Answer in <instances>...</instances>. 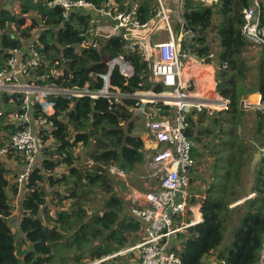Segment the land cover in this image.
Segmentation results:
<instances>
[{"label":"trees","instance_id":"16d2710c","mask_svg":"<svg viewBox=\"0 0 264 264\" xmlns=\"http://www.w3.org/2000/svg\"><path fill=\"white\" fill-rule=\"evenodd\" d=\"M17 1L18 13L0 6V71L12 50L24 48L33 39L40 63L27 78L29 84L39 88L88 86L90 90H100L103 82L98 74L106 73L107 61L120 54L134 68L130 79L117 70L111 75L112 86L124 95L117 103L103 97L66 98L58 92L49 93L46 98L54 106L53 114L47 115L40 105H35L32 115L47 118L40 130L46 146L41 164L32 167L20 191L17 231L10 218L12 203L19 193L17 177L24 171V156L17 150L7 155L19 165V174L0 157V264H91L132 247L140 238L139 242L144 240L142 222L127 211L124 199L118 195L119 179L111 168L129 173L143 162L144 142L134 134L129 107L139 103L133 97L136 92L160 94L164 86L149 81L148 63L139 51H127L129 40L121 35H92V13L76 10L71 13V22L64 24L63 9L48 6L47 0ZM89 1L96 8L112 1L117 12L129 11L137 3L142 23L154 15L155 0ZM260 3L264 22V0ZM251 4L252 0L182 3L183 26L178 24L176 32L180 28L192 31L188 42L199 59L209 62L210 54L215 52L219 59L216 91L231 102L229 110L215 112L214 117L196 110L188 116L187 135L195 144V167L208 157L206 150L211 152L213 182L204 189L202 221L171 243V250L182 264H205L208 256H213L218 264H260L264 245V152L252 175L248 168L256 154L252 138L264 145V108L254 115L259 124L254 130L246 124L253 116L241 107V100L256 91L264 103L262 48L255 82L248 89L245 85L249 64L245 53L254 44L241 33L242 11ZM88 38L96 40L99 47L80 48V43ZM23 100L22 93L0 91V149L19 129L15 119L22 113ZM158 105L163 106L161 102ZM163 109L164 114L172 116L170 107ZM206 122L208 125L204 126ZM250 193L255 196L244 199ZM195 202L193 198L192 203ZM191 218L188 211L184 220ZM227 231L231 243L223 246ZM125 256L130 257L129 261L137 260L131 252L100 264H122Z\"/></svg>","mask_w":264,"mask_h":264},{"label":"built area","instance_id":"2783aa9c","mask_svg":"<svg viewBox=\"0 0 264 264\" xmlns=\"http://www.w3.org/2000/svg\"><path fill=\"white\" fill-rule=\"evenodd\" d=\"M47 1L50 7L62 8L65 19L76 10L106 17L109 25L97 27L95 29L97 32L92 30V35L106 38L121 35L129 40L127 51H139L142 59L148 63L149 81L161 83L164 86V91L160 94L138 91L133 95L139 103L135 107H130L132 113L141 110L146 114L144 105L149 104L154 106L158 115V118L154 119L148 114L145 125L149 135L161 145L148 163L152 175L158 180L159 188L158 191L149 194L139 190V194L132 199L130 213L143 223L144 240L122 250L119 254L135 252L138 255L137 264H182L180 257L171 250V243L189 227L202 221V218L197 216L199 207L189 203L188 189L191 184V170L196 165V159L193 152L194 141L187 135L188 116L193 110L206 112L209 116L214 115L215 112L229 110L230 100L221 96L217 91L207 94V97H202L200 94L194 95L190 91L189 81L184 71L187 61L193 58L192 48H183V37L182 35L177 36L169 9L163 0H155L154 15L144 23L140 21L137 13V3L132 5L129 11L117 12L116 5L112 1L101 8H96L89 0ZM197 1L211 4L215 0ZM260 6V0H252V4L243 9L244 23L241 33L248 42L264 49V22L261 21ZM180 24L183 26L182 22ZM123 29L126 31L123 32ZM159 32H164L166 38L153 42L151 37ZM128 34L133 38L129 39ZM142 40H145L146 44ZM88 46L99 47L98 42L91 38L84 39L79 45L80 48ZM20 50L11 51L5 67L0 71V91L24 95L21 105L22 113L16 119L19 129L0 149V157L3 159L14 150L24 156V171L17 177L18 195L32 167L37 166V161L46 146L40 130L47 124V118L43 115L34 117L33 108L38 104L43 112L48 114V109L54 107L46 100L50 93L45 90L46 88L19 82V77H28L30 70L40 63L38 51L33 43L28 46L24 58ZM106 65L107 72L98 74L103 82L102 89L90 90L86 86L83 89H60L59 92L66 98L89 96L92 99H98L103 97L112 100V103H117L124 95L112 86L111 75L117 70L125 79H130L134 76V68L124 54L109 59ZM160 102L163 106L171 108L173 112L171 117L162 113L164 109L163 106L158 105ZM241 107L263 109L264 103L253 105L242 99ZM111 173L118 177L125 176V172L115 166L111 168ZM188 211L191 212L192 218L185 221L184 217ZM179 218L182 219L179 220ZM259 261L260 264H264V245Z\"/></svg>","mask_w":264,"mask_h":264},{"label":"crops","instance_id":"0c3cea01","mask_svg":"<svg viewBox=\"0 0 264 264\" xmlns=\"http://www.w3.org/2000/svg\"><path fill=\"white\" fill-rule=\"evenodd\" d=\"M163 2L167 5L171 19L173 21V24L176 25V27H177V25L180 24V22H183V20H182V10H183L182 9V3H183V0H163ZM3 4L0 6L3 8L12 9L16 13L19 12L20 6H19V3L17 0H10L9 3H3ZM92 24H93V31L97 32V31H95V29L97 27H102L105 24L109 25V21L107 20L106 17H101V16L93 13L92 14ZM184 30H186V28ZM188 31H190V30H188ZM155 35L156 34H154L151 37L153 42H156ZM163 35L165 36V34H163ZM164 38H166V37H164ZM33 42H34V39L26 42L23 45L24 48H21V50H20L22 55L24 52L27 51L28 46ZM254 47H256V46L254 45ZM256 48H258V47H256ZM259 50H261V49H259ZM24 54H27V52ZM258 54L260 55V51ZM192 55H193V58L189 59L185 65V71H184L185 77L189 81L188 84H189L190 91H192L194 95L198 96V94H200L202 97H207L208 96L207 94H211L214 91H216V85H217L216 75H217L218 66H219V59L216 56L215 52H212V54H210L211 61L209 60V62L201 61L202 59H199L194 54H192ZM19 82L21 84L25 83V82L28 83V78L27 77L26 78L19 77ZM45 90H48L50 93H58L59 92V89H56L54 87L46 88ZM243 99L249 101L253 105L262 104V102H263L262 96L257 91L255 93H253V95H249L248 97L243 98ZM48 110H49V112L47 115H51L54 113L53 108H49ZM144 110L146 111V114L142 113L141 110L138 112L135 111V113H132L130 111V107H129V111L132 113V117L130 120L133 121V124H134V134L138 137H141V139L144 142V148L143 149H144L145 154H144L143 162L137 164L133 171H131L129 173H125L124 177H118L116 175V177H118V179H119L118 195L120 197H122V199H124V201L126 203L127 211L129 213H130V206H131L132 199L136 195L139 194V190L145 194H149L151 192L158 191V188H159L158 180H157V178H155L152 175V171L149 169L148 163L151 161L152 156L159 150L161 145H159L156 142V140L152 136L149 135L147 128H146V125L144 124L147 120L148 114L152 115L154 119H157L158 115L156 114L153 105H149V104L144 105ZM245 110H248V113H250L251 116L256 118V120L258 119L256 116H254L259 111L257 108L245 109ZM162 113L164 114V112H162ZM211 116L214 117V115H211ZM143 118H145V121ZM16 119H15V123H16ZM142 120H143V122H142ZM120 123L124 124L123 121H121ZM207 125H208L207 122L204 123V126H207ZM44 127L45 126H43L42 128H44ZM34 128H35V126H34ZM252 129H254V128H252ZM250 132H251V130H250ZM252 135L256 136L254 131H253ZM252 139L255 140V141H252L251 143H252L253 147L255 148L256 153H258V152L262 153V149L264 148V145L261 144L257 138H252ZM210 140H211V137H209L208 141H210ZM197 147H198L199 151L200 152L202 151V153H203L202 146L199 145ZM204 154H206V156H208V157L204 158L203 161L194 168L193 172L191 173V184H190V187L188 189V192L190 195V200H189L190 205L192 204V205L199 207V211L197 213L198 218H202V213L200 210H201L202 199L205 197L204 189H206L209 186V184L213 182V178L211 176L212 170H211V166H210V164L212 163L211 159L213 160V158H210V155L212 153L206 150V153H204ZM9 159L10 158L5 157L3 161H5L13 171L17 172L19 170V165L15 161H12ZM39 160H42L41 157L39 158ZM39 160H38L37 165L41 164V162H39ZM17 173L19 174V171ZM17 195L15 196L14 201L12 203L13 212H12V215L10 218L11 223H12L11 225L16 231L19 228V220L21 219V214L19 213V210H20V198H21L22 194L20 192V194L18 196ZM193 198H194V201H196L195 203H192ZM142 225H143V223H142ZM143 227H144V225H143ZM143 231H144V229H143ZM143 236H144V232H143ZM140 239H142V238H140ZM140 239L138 241H135V242L139 243ZM174 241L176 242V239H174ZM129 253H131V251L127 252V254H129ZM133 253L137 257V260L134 261L132 259L131 261H128V262L123 260L124 263H122V264H137L138 255L135 252H133ZM117 255H120V254L116 253V254L111 255L109 257H105V258L96 260V261L92 262L91 264H100V263H102L108 259L113 258L114 256H117ZM121 256H123V255H121Z\"/></svg>","mask_w":264,"mask_h":264},{"label":"rangeland","instance_id":"374dc122","mask_svg":"<svg viewBox=\"0 0 264 264\" xmlns=\"http://www.w3.org/2000/svg\"><path fill=\"white\" fill-rule=\"evenodd\" d=\"M3 3L4 2L1 1L0 2V5H2ZM173 27L176 29V25L173 24ZM163 34H164V32L157 33V35H155L156 41L162 40L164 38V35ZM176 34H177L178 37L182 35L181 37H183V48L190 47L191 43L190 42L188 43V40L193 37V34H192L191 31H188V29L184 30V29H181L180 28L178 30V32H176ZM212 35L213 34H211L210 36H212ZM185 45H186V47H185ZM256 47H253V46L252 47H249V52L248 53H245V58L247 60H249L248 72H247L248 80H247V82L245 84L247 89L248 88H251V84H253L255 82V77H256V73H257L256 67L258 65L260 67V64H261V60L260 59H257L259 57V54H258L259 51L261 52V50H259V49H261V48L258 47L259 48L258 49ZM146 105H148V104H146ZM143 119L145 121V118H143ZM142 122H143V120H142ZM246 124L249 125L250 128H254V126H256V125L259 126L256 118H254V117H252L251 120H249V124L248 123H246ZM241 132H244V131H240V133ZM246 137H247V135L245 133L244 138H246ZM249 171H251L250 170V167L248 168V173H249ZM250 175H252V172H251ZM246 184H247V187L251 188V184H250V186H249V183H246ZM254 196H255V193H250L244 199H251ZM237 204H239V203H237ZM237 204L235 203V204H233V206L234 205H237ZM230 243H231L230 233L227 231L225 233V241L223 243V246H228V245H230ZM120 255H127V252L121 253ZM124 258H125L124 260L126 262H128L130 260V257L125 256ZM205 264H218V262L216 261V259L213 256H210V257L208 256L207 259H205Z\"/></svg>","mask_w":264,"mask_h":264},{"label":"water","instance_id":"95a60500","mask_svg":"<svg viewBox=\"0 0 264 264\" xmlns=\"http://www.w3.org/2000/svg\"><path fill=\"white\" fill-rule=\"evenodd\" d=\"M71 20H72V16L69 15V16L64 20V24L70 23ZM125 31H126V30L123 29V32H125ZM127 36H128L129 39H132V38H133V36L130 35V34H128ZM142 42H143L144 44H146V41H145V40H142ZM262 157H263V154H262L261 152H258V153H256V154L254 155V158L252 159V161H251V165H250V170H251V172H254V170L256 169V167H257L258 163L260 162V160L262 159Z\"/></svg>","mask_w":264,"mask_h":264}]
</instances>
